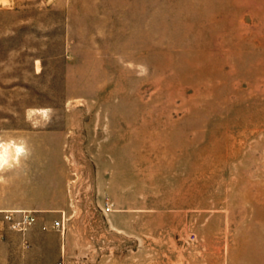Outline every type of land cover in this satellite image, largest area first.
Here are the masks:
<instances>
[{"label": "rangeland", "instance_id": "obj_1", "mask_svg": "<svg viewBox=\"0 0 264 264\" xmlns=\"http://www.w3.org/2000/svg\"><path fill=\"white\" fill-rule=\"evenodd\" d=\"M9 141L58 264H264V0H0Z\"/></svg>", "mask_w": 264, "mask_h": 264}, {"label": "crops", "instance_id": "obj_2", "mask_svg": "<svg viewBox=\"0 0 264 264\" xmlns=\"http://www.w3.org/2000/svg\"><path fill=\"white\" fill-rule=\"evenodd\" d=\"M21 189L14 184L0 186V264L61 263L63 244L60 235L55 232L59 229L52 226L53 221L46 220L41 214L43 210L25 207L18 201L25 197ZM9 210H32L36 214V221L25 230L13 229L4 218ZM48 235H54V238H47Z\"/></svg>", "mask_w": 264, "mask_h": 264}, {"label": "built area", "instance_id": "obj_3", "mask_svg": "<svg viewBox=\"0 0 264 264\" xmlns=\"http://www.w3.org/2000/svg\"><path fill=\"white\" fill-rule=\"evenodd\" d=\"M108 209V207H106ZM4 218L10 222V227L16 230H25L36 221V214L32 210H9L5 212ZM52 226L60 228L62 220H54Z\"/></svg>", "mask_w": 264, "mask_h": 264}, {"label": "clouds", "instance_id": "obj_4", "mask_svg": "<svg viewBox=\"0 0 264 264\" xmlns=\"http://www.w3.org/2000/svg\"><path fill=\"white\" fill-rule=\"evenodd\" d=\"M23 142L13 143L12 141L0 142V168L12 167L13 163L18 162V157L26 153Z\"/></svg>", "mask_w": 264, "mask_h": 264}]
</instances>
